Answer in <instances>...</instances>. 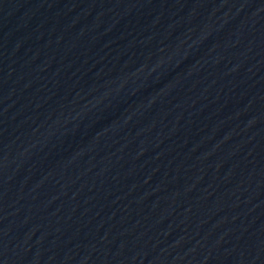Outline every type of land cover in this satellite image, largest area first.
<instances>
[{
    "label": "water",
    "instance_id": "1",
    "mask_svg": "<svg viewBox=\"0 0 264 264\" xmlns=\"http://www.w3.org/2000/svg\"><path fill=\"white\" fill-rule=\"evenodd\" d=\"M0 264H264V0H0Z\"/></svg>",
    "mask_w": 264,
    "mask_h": 264
}]
</instances>
